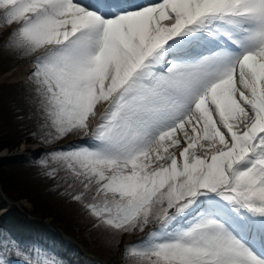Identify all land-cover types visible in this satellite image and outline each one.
<instances>
[{
    "label": "snow or ice",
    "instance_id": "obj_1",
    "mask_svg": "<svg viewBox=\"0 0 264 264\" xmlns=\"http://www.w3.org/2000/svg\"><path fill=\"white\" fill-rule=\"evenodd\" d=\"M14 25V27H13ZM31 57L38 164L124 264H264V0H0ZM0 264H67L0 234Z\"/></svg>",
    "mask_w": 264,
    "mask_h": 264
},
{
    "label": "trees",
    "instance_id": "obj_2",
    "mask_svg": "<svg viewBox=\"0 0 264 264\" xmlns=\"http://www.w3.org/2000/svg\"><path fill=\"white\" fill-rule=\"evenodd\" d=\"M2 104H4V107H2ZM33 111L34 108L28 100V89L23 85L21 86L17 84L16 88H12L9 84L5 83L0 86V151L5 148L14 150L25 140L44 142L39 136L33 135V133L38 131L37 119L32 115ZM15 123L16 126L14 127ZM59 142L61 141L58 140L51 144L44 143L48 146H52ZM37 162L38 161H35L29 165L25 162H16L12 159L0 157V184L11 199L19 200L31 196L27 190L19 188L21 187L19 185L23 186V184H21L22 179H31L35 181L37 183V189L40 190H46L43 186H47V189L51 187L54 180L44 174L42 168ZM48 181H51L52 183ZM56 190L58 193L62 192L61 190ZM0 200L2 201L1 198ZM50 202L52 201L50 200ZM55 202L61 203L59 200ZM36 208L35 213L37 216H54V222L62 225V222L58 220L62 217L59 213L60 210H58L59 216H57L54 215L53 211H51L49 207H46V205L36 206ZM8 215H10L9 223L17 229H19L21 224L19 221L22 219L27 220L28 222L30 221L33 226L36 227H48L42 221L32 220L23 215V213L15 207L11 209V212L7 214L5 218ZM90 225L91 224H87V226ZM50 229L53 230L52 228ZM65 230L70 234L73 233V229L70 226H65Z\"/></svg>",
    "mask_w": 264,
    "mask_h": 264
},
{
    "label": "rangeland",
    "instance_id": "obj_3",
    "mask_svg": "<svg viewBox=\"0 0 264 264\" xmlns=\"http://www.w3.org/2000/svg\"><path fill=\"white\" fill-rule=\"evenodd\" d=\"M9 32L10 31L8 30L5 33H3V36L0 35V86L6 83V84H9L12 88H16L17 87L16 83L19 80L21 81L22 78L15 79L12 77H8L7 74L10 73L13 69H15L16 66H13L15 61L20 62L23 59L30 58V57L17 58L15 55L11 57V54L7 50L3 49V47H1L2 46L1 42L3 41L5 36L9 34ZM11 59H12V62H10ZM24 83L26 84L25 81ZM2 107H4V104H2ZM15 126H16V123L14 127ZM35 136H38V135H35ZM83 137H87V136H84L83 134H70L66 136L65 138L61 139L60 140L61 142H59L57 145L61 144L64 141H66L65 144L71 143V142L84 143L81 139ZM42 144L44 143L42 142L38 143L37 141L34 142V141H29V140L23 141L18 150L20 151L25 150L24 152L26 153V155L23 158H19L18 160L24 159L26 164L31 165L32 164L31 162L34 161L35 159L34 158V146L35 145L42 146ZM45 151L47 150H42L39 158L42 155H44ZM7 152L9 154V151ZM0 154H3V153L1 152ZM21 182L23 186L19 185L21 186L19 188L22 190L24 189L27 190L31 195L30 197L22 198L23 199L22 204H21L22 206L24 205L25 207H27L28 210H33L35 213V210L37 209L36 206L46 205V207H49L51 211H53L54 215L59 216V213H60V216L62 217L61 219H58V220L62 222V225L60 223H57V224L61 225L64 228L65 226L72 227L73 229L72 235H74L80 241L82 240L86 245H88L89 249H91L97 254L103 255L109 260L124 264V261H123L124 244H126L129 240H136L141 237L140 235L142 233H139V232L133 233V234L125 233L123 236V241L120 244L119 248L110 246L107 240L105 239V236L102 230L93 228L91 218L85 214L82 207L77 202L71 200L68 196L62 194V192L58 193L56 188L53 186L54 182L52 183L51 181H48V182H51L52 185L48 189H47V186H43L46 190L37 189V183L31 179H22ZM50 200L52 202H50ZM57 200H59L61 203L55 202ZM58 210H60L59 213H58ZM48 218H49V221L51 220L52 222H54L55 220L54 216H49ZM87 224H91V225L87 226ZM46 242L51 243L52 239L47 238ZM57 253H59V255L66 260V257H67L66 252L59 251Z\"/></svg>",
    "mask_w": 264,
    "mask_h": 264
},
{
    "label": "bare ground",
    "instance_id": "obj_4",
    "mask_svg": "<svg viewBox=\"0 0 264 264\" xmlns=\"http://www.w3.org/2000/svg\"><path fill=\"white\" fill-rule=\"evenodd\" d=\"M142 1V0H141ZM126 2H129L128 0H126ZM5 28V26H4ZM3 28V29H4ZM31 68V65L30 64H23L21 66H19L18 68L16 69H13L10 73L7 74L8 77H12V78H15V79H18V78H21V77H24V74L25 72H28ZM38 147V146H37ZM36 147V148H37ZM35 148V149H36ZM24 152V150H21Z\"/></svg>",
    "mask_w": 264,
    "mask_h": 264
},
{
    "label": "water",
    "instance_id": "obj_5",
    "mask_svg": "<svg viewBox=\"0 0 264 264\" xmlns=\"http://www.w3.org/2000/svg\"><path fill=\"white\" fill-rule=\"evenodd\" d=\"M20 154H22V153L21 152H15V154L14 153L9 154L8 157L14 158L15 155H20Z\"/></svg>",
    "mask_w": 264,
    "mask_h": 264
}]
</instances>
